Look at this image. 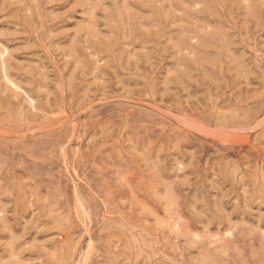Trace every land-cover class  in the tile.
Listing matches in <instances>:
<instances>
[{
  "label": "rangeland",
  "instance_id": "rangeland-1",
  "mask_svg": "<svg viewBox=\"0 0 264 264\" xmlns=\"http://www.w3.org/2000/svg\"><path fill=\"white\" fill-rule=\"evenodd\" d=\"M0 264H264V0H0Z\"/></svg>",
  "mask_w": 264,
  "mask_h": 264
}]
</instances>
